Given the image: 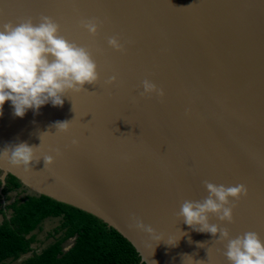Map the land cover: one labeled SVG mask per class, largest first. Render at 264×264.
I'll return each mask as SVG.
<instances>
[{
  "label": "water",
  "instance_id": "95a60500",
  "mask_svg": "<svg viewBox=\"0 0 264 264\" xmlns=\"http://www.w3.org/2000/svg\"><path fill=\"white\" fill-rule=\"evenodd\" d=\"M41 15L92 50L100 79L23 118L5 103L0 151L26 143L40 161L26 170L0 158V192L11 175L31 194L89 213L145 264H229L227 241L177 213L207 197L206 180L244 184L233 222H210L264 240V0H0V26ZM93 18L95 37L80 27ZM111 36L123 52L108 46ZM145 79L165 95L141 96ZM64 121L61 133L54 125ZM46 155L54 163L44 167ZM134 216L159 239L130 227Z\"/></svg>",
  "mask_w": 264,
  "mask_h": 264
},
{
  "label": "clouds",
  "instance_id": "9594fccd",
  "mask_svg": "<svg viewBox=\"0 0 264 264\" xmlns=\"http://www.w3.org/2000/svg\"><path fill=\"white\" fill-rule=\"evenodd\" d=\"M80 27L95 37L101 22L95 18L85 19L80 21ZM107 44L118 52L125 50L116 36L108 37ZM99 79L92 50L60 35V25L53 18L41 15L39 23H34L32 17H25L16 24L8 22L0 26V115L7 102L20 118L28 110L38 111L48 103L63 106L64 97L70 92L87 91L85 85H96ZM116 79L113 75L105 83L111 85ZM142 88L141 96L155 94L162 98L165 95L162 88L148 79L142 82ZM69 126L70 121L54 125L61 133L67 132ZM35 148L26 143L11 145L0 151V158L7 159L11 166L28 170L33 161H40L35 158ZM43 161L44 167L54 163L50 155L44 156ZM203 183L207 197L202 201L184 200L177 216L197 232L210 233L213 237L219 234L217 243L227 241L223 255L229 264H264V240L258 233L249 231L232 238L227 228L210 222V216H215L221 222L232 223L235 202L247 197V187L244 184L216 185L207 180ZM132 219L134 223L130 227L159 239L151 226L135 216Z\"/></svg>",
  "mask_w": 264,
  "mask_h": 264
},
{
  "label": "trees",
  "instance_id": "16d2710c",
  "mask_svg": "<svg viewBox=\"0 0 264 264\" xmlns=\"http://www.w3.org/2000/svg\"><path fill=\"white\" fill-rule=\"evenodd\" d=\"M47 219L58 221L41 240ZM20 258L18 264H145L130 242L98 218L31 194L8 175L0 192V264Z\"/></svg>",
  "mask_w": 264,
  "mask_h": 264
},
{
  "label": "rangeland",
  "instance_id": "374dc122",
  "mask_svg": "<svg viewBox=\"0 0 264 264\" xmlns=\"http://www.w3.org/2000/svg\"><path fill=\"white\" fill-rule=\"evenodd\" d=\"M57 219H47L44 221L43 223V231L41 233H39L38 237L39 239L43 240L44 239V234L46 231L50 230L51 228H53L54 226H56L57 224ZM72 243V240H69L65 245L64 247H68L70 244ZM19 260L18 261H10V260H7L5 261L4 264H18Z\"/></svg>",
  "mask_w": 264,
  "mask_h": 264
},
{
  "label": "flooded vegetation",
  "instance_id": "af4514ba",
  "mask_svg": "<svg viewBox=\"0 0 264 264\" xmlns=\"http://www.w3.org/2000/svg\"><path fill=\"white\" fill-rule=\"evenodd\" d=\"M21 259H22V258L18 259V260H19V262H18V263H20ZM18 260H17V261H18Z\"/></svg>",
  "mask_w": 264,
  "mask_h": 264
}]
</instances>
